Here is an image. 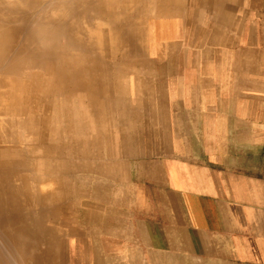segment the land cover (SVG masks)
Wrapping results in <instances>:
<instances>
[{
  "label": "crops",
  "instance_id": "obj_1",
  "mask_svg": "<svg viewBox=\"0 0 264 264\" xmlns=\"http://www.w3.org/2000/svg\"><path fill=\"white\" fill-rule=\"evenodd\" d=\"M151 5L162 9L122 48L141 57L126 63L137 65L126 79L132 135L72 204L69 243L88 264H264V0H149V14ZM90 56L77 65L82 79L63 86L70 94L85 69L106 68ZM62 89L37 107L40 159L68 151L55 125L66 137Z\"/></svg>",
  "mask_w": 264,
  "mask_h": 264
},
{
  "label": "rangeland",
  "instance_id": "obj_2",
  "mask_svg": "<svg viewBox=\"0 0 264 264\" xmlns=\"http://www.w3.org/2000/svg\"><path fill=\"white\" fill-rule=\"evenodd\" d=\"M9 1L10 0H5V2ZM55 1L56 0H54V2ZM99 1L100 0H97L96 2L100 5H102L104 1L102 6L104 9L102 10L103 13H99V11L97 14L94 13L93 10L98 9V7L95 6V3H91V13L87 15L86 20L80 21V24H84L87 28L94 31H104L107 29V26L105 24H100L99 20L106 16L108 8H106V5L104 7L105 0ZM115 4H109L113 11L122 10L121 4L118 6H115ZM40 5H43L42 8H50V3L47 2L46 4L40 3ZM161 9L162 7L160 6H152V12L142 15L141 17L143 18L140 17V22L137 21V16L132 14V23L137 26V28L143 29L144 31L148 26L147 20L155 11L160 12ZM49 11L51 10L47 12ZM47 12H44L45 14L43 16L30 15V17H27L26 26H32L37 19L47 18ZM23 32L24 29L22 33L17 36L15 45L12 48L13 50H16L23 42ZM139 37L140 31L138 30L135 32L134 42L139 41ZM58 42L63 44L64 40L59 39ZM11 58L12 53H8L4 59L0 60L1 76L4 72L2 69L10 65L8 63L11 61ZM140 59L141 57H139V54H136L135 58H133L124 52L122 48L116 47L114 50L109 49V51L104 54L106 68L103 67L100 74L92 70L88 75V72L86 74L87 69H85L84 72L87 77L82 85V90L80 88L79 92L73 95L63 87V95L57 96L56 94L54 103L57 107L66 111L70 122L67 136L65 137L64 132H62L64 129L60 126L61 124L55 125L59 128L60 140H67L69 146L68 151L62 150L61 148L54 149L51 155L44 159L39 158L38 152L41 149L32 138L31 133L35 131L32 130L30 133L23 130L20 125V118H22L23 114L20 112L21 110L19 108L14 110L12 106V103L15 101L13 99L14 94L18 93L16 87L13 88L14 90L11 88H9V90L7 89L5 97L3 96L4 100L1 105L4 103L9 104L12 109L11 111L5 110L4 113H0V139L6 136L9 140L6 145L14 144V146H18L20 151L17 159L19 162L21 161L20 164L24 166L22 168L26 175L30 177L36 176L35 185L42 197V204L36 207V209L31 207V210L28 211L29 215H17L18 219L16 218V220L21 224V220L25 221V219L27 220L28 218H30L29 220H33V218H37L38 213L40 214V220L36 221L35 224L28 220V222L22 223V225H24V229L22 230L25 231L26 242L30 245L39 247L43 257L52 259L53 264H88L81 260L82 255H80L81 252L79 253V251L82 250V248L78 247V249H74L73 245L69 243V237L70 234H72L69 227L72 228L73 225V222L69 219V214L72 212L73 203L83 202L85 195L84 191H86V195H88L90 184H97V173L100 160L104 161L108 157V152H111L108 149L110 147L114 149L122 145L125 141L123 139L132 135L131 131L133 128L130 122L131 119L129 118V111L132 109V103L130 101L131 98L128 93L126 79L132 71L136 70L135 67L137 65L130 66L126 65V63L131 60L137 61L138 63ZM10 63H13L9 71L11 75L20 71L24 73L27 72L26 74L30 75V72L35 71L34 67H26L27 69L24 68L19 71L20 65L15 60H12ZM93 73V78L88 81V76ZM97 75L98 77H96ZM46 84L45 82L42 85L48 88ZM45 87H42V90L46 89ZM26 92L27 94L29 92L28 95L30 96L37 94L35 96L42 97V94L39 93L38 90L35 91L34 88H28ZM65 92H67V94H65ZM0 99H2V96H0ZM20 101L23 102V106L26 108H31L32 110H36L37 108V104L30 101L24 102L23 98ZM20 104L21 103H19V107ZM43 110L48 112L45 108ZM24 113V116L27 117H35L37 115V112L32 111ZM4 120H9L13 124V129H10V131L2 129ZM8 132L10 133L8 134ZM79 141H83L85 144H80ZM40 164H44L45 167L49 169L39 168ZM49 170H53V172L50 173ZM92 178H95L96 182H93ZM66 189H68V192H66ZM50 193H53L51 194V198L56 202L54 207L50 205V203H52L49 198ZM10 208L6 210L11 212L12 209ZM10 217L13 221L11 224H8V228L11 230V227H14L16 224L18 225V222L15 223L16 220H14V215L11 214ZM33 235H35V238H32ZM15 251H17V247L14 246V242L11 241L8 234H4V230L2 226H0V253L5 264H21L19 255Z\"/></svg>",
  "mask_w": 264,
  "mask_h": 264
},
{
  "label": "bare ground",
  "instance_id": "obj_3",
  "mask_svg": "<svg viewBox=\"0 0 264 264\" xmlns=\"http://www.w3.org/2000/svg\"><path fill=\"white\" fill-rule=\"evenodd\" d=\"M45 1L50 3V8H42L44 4L40 5V3L46 4ZM45 1L10 0L5 2V0H0V60L4 59L8 53H12L11 61L15 60L20 65L19 71L26 67H34L35 70L30 72V75L22 71L11 75L9 74L10 66L13 64L10 63L11 61L8 63L9 66L2 69L4 72L2 76L0 75V96H2V99H0V113H4L5 110L11 111L12 107L9 104L4 103L1 105V103L7 89L14 90L13 88L16 87L18 93L14 94L13 99L15 101L12 106L14 110L16 108L21 110L20 112L23 115L20 118V125L23 130L30 133L32 130L36 132L38 116L27 117L24 116V112H37L38 108L42 106L41 98L50 96L49 93L52 88L57 87L61 91L64 85H69V80L73 77L75 79L81 77L82 79L83 71H80L77 65L85 60L86 54L87 56L91 55V59L88 60L92 61L94 67L97 68L101 62H104L106 48L114 50L117 47L116 45H119V48H124V50L126 46L129 48L134 42V32L137 30V26L132 23L131 16L132 14L136 15L137 21L143 18L141 16L148 13L146 5L149 3V0H105L104 7L106 5V8H108L107 14L99 20V23L105 24L107 29L94 31L84 24H80V21L86 20L87 15L91 13V3H95V6L98 7V9L93 10L94 13L102 12L104 1L102 5L96 2L97 0ZM111 3H116L115 6L121 4L122 10L113 11L109 6ZM139 4H144L141 5L144 7H137ZM140 9L142 10L140 11ZM48 10L51 11L47 12ZM44 12L48 13L46 14L47 18L37 19L32 26H26L27 17H30V15L43 16ZM23 29L25 32H23L24 40L16 50H13L15 40ZM59 39H63L64 43L60 44ZM100 51L102 53L99 54ZM45 82L48 88L42 85ZM42 87L46 89L42 90ZM28 88L38 90L42 97L35 96L37 94L28 95L29 92L28 94L26 92ZM22 98L24 102L30 101L37 104L38 108L36 110L26 108L23 106V102L20 101ZM19 103H21L20 107ZM12 125L9 120H4L2 129L10 131V129H13ZM35 132L31 133L33 141L37 139ZM7 141L9 140L6 136L0 139V226H2L4 234H8V237L14 242V246L17 247L15 252L19 255L21 264H53L52 259L43 257L39 247L26 242V234L22 230L24 229L22 223L29 221L35 224L36 221L40 220V214L38 213L37 218H33V220H29L30 218L27 219L28 221L26 219L25 221L21 220V224L16 220L17 215H29L28 211L31 210V207L36 209L42 202L38 188L35 185L36 177H30L24 173L22 168L24 166L20 164L21 161H18V154L15 151L3 149L8 148V146H10L9 148H18L14 144L6 145ZM54 205L51 206L54 207ZM7 208L12 209V211L6 210ZM11 214L14 215L15 223L18 222V225L11 227L10 230L8 224L13 221L10 217ZM32 238H35V235ZM1 257L0 253V264H5Z\"/></svg>",
  "mask_w": 264,
  "mask_h": 264
}]
</instances>
